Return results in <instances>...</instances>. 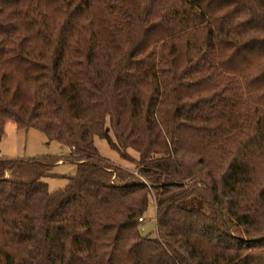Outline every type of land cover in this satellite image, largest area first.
Instances as JSON below:
<instances>
[{
    "label": "trees",
    "instance_id": "trees-1",
    "mask_svg": "<svg viewBox=\"0 0 264 264\" xmlns=\"http://www.w3.org/2000/svg\"><path fill=\"white\" fill-rule=\"evenodd\" d=\"M7 122L75 173L0 160V264H264V0H0Z\"/></svg>",
    "mask_w": 264,
    "mask_h": 264
},
{
    "label": "rangeland",
    "instance_id": "rangeland-1",
    "mask_svg": "<svg viewBox=\"0 0 264 264\" xmlns=\"http://www.w3.org/2000/svg\"><path fill=\"white\" fill-rule=\"evenodd\" d=\"M94 146L102 159L116 167L129 171L134 170L133 164L121 159L119 154L111 149L104 139L94 137ZM128 154L135 160L138 158L134 151L130 150ZM67 157H69V148L49 139L42 132L35 129L18 130L12 122L5 124L4 135L0 141V160L62 159L53 166L50 176L42 180L49 192H56L64 188L67 179L74 175L75 166L71 163H63ZM147 188H149L148 185ZM151 197L148 199L139 230L142 236L156 238L155 202L153 195Z\"/></svg>",
    "mask_w": 264,
    "mask_h": 264
},
{
    "label": "built area",
    "instance_id": "built-area-1",
    "mask_svg": "<svg viewBox=\"0 0 264 264\" xmlns=\"http://www.w3.org/2000/svg\"><path fill=\"white\" fill-rule=\"evenodd\" d=\"M139 221L142 222L141 219H139Z\"/></svg>",
    "mask_w": 264,
    "mask_h": 264
}]
</instances>
